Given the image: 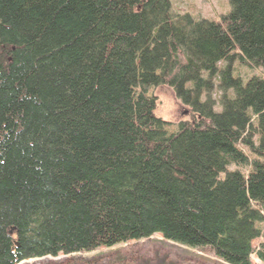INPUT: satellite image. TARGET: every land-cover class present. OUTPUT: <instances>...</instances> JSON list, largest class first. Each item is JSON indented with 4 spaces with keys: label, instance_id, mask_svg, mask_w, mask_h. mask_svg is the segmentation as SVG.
<instances>
[{
    "label": "trees",
    "instance_id": "16d2710c",
    "mask_svg": "<svg viewBox=\"0 0 264 264\" xmlns=\"http://www.w3.org/2000/svg\"><path fill=\"white\" fill-rule=\"evenodd\" d=\"M230 4L0 0V264L157 233L264 262V77L232 73L264 69V0ZM160 85L190 107L177 130Z\"/></svg>",
    "mask_w": 264,
    "mask_h": 264
},
{
    "label": "rangeland",
    "instance_id": "374dc122",
    "mask_svg": "<svg viewBox=\"0 0 264 264\" xmlns=\"http://www.w3.org/2000/svg\"><path fill=\"white\" fill-rule=\"evenodd\" d=\"M175 13H189L197 19L218 21L222 14L231 10L230 0H171ZM233 76L244 81L252 76L264 77V69L243 64L239 59L233 62ZM204 76H208L204 72ZM213 98L218 100L221 95L219 79L215 78ZM157 98L155 114L168 122L169 130H177L180 123L190 120V107L181 102L172 87L160 85L152 91ZM215 109L219 111L220 106ZM235 169V166H231ZM261 239L253 241L258 247ZM252 264H264L256 254L251 257ZM20 264H226L216 258L208 248H190L169 241L157 233L153 236L132 240L112 248H101L92 252H80L72 255L60 254L57 257L33 258Z\"/></svg>",
    "mask_w": 264,
    "mask_h": 264
}]
</instances>
